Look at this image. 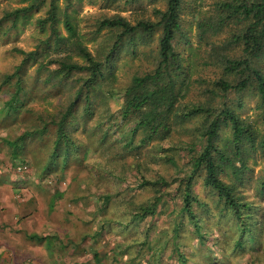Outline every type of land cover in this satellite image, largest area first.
<instances>
[{"label":"rangeland","instance_id":"1","mask_svg":"<svg viewBox=\"0 0 264 264\" xmlns=\"http://www.w3.org/2000/svg\"><path fill=\"white\" fill-rule=\"evenodd\" d=\"M214 1L183 2V36L178 38L176 48L184 58L186 69L193 66V79L212 81L220 76L219 64L206 52L210 49L207 43H221L227 33L223 31L218 36L206 35L201 39L196 26L198 14L200 17L210 14ZM25 5L23 0H0V18ZM57 5L58 34L67 36L66 12L78 27L87 50L96 56L107 55L115 41L114 31L104 29L96 33L100 20L121 16L131 24L141 19L155 22L153 11L163 10L165 1L58 0ZM48 9L49 0L34 9L30 17L19 19L15 24L11 19L0 23V192L6 202L4 207L0 204L4 214V219H0V264H264V192L258 193L256 181L264 172V150L258 148L248 153L250 173L239 185L238 192L252 204L247 223H252L253 235L252 238L244 235L240 241L242 246L234 249L238 222L217 208L216 194L201 179L196 181L194 193L206 206H193L199 233L186 215L179 214L180 198L176 192L184 175L179 167L186 162L185 148L192 140V130L198 124L196 119L172 121L169 139L162 145L170 151H162L157 141L137 147L141 134L127 146L124 136L132 123L122 122L116 113L120 100L109 97L111 111L104 115L102 98L94 92L90 95L92 114L87 115L83 108L77 107L75 117L65 126L72 140L71 145L62 147L68 149L67 153L60 149L57 156H51L56 138L54 125L48 126L41 135L32 134L22 142L19 140L17 147L8 145L21 135L22 138L23 133H33L35 126L40 128L43 122L55 120L80 86L76 81L81 73L68 81H46L54 69L47 62L56 55L53 41L46 42L50 30H42L37 21L47 17ZM159 36L160 31L156 30L149 39L136 41L135 47L126 45L115 53L106 68V74L111 73V79L114 77L111 84L114 89L125 88L133 76L155 68ZM17 50L35 52L40 57L23 64V56ZM237 52V48L231 47L228 53L235 56ZM73 60L82 63L78 56ZM259 64L264 69V61ZM20 65L18 75L26 96L20 99L19 112L7 113L3 106L13 93L14 81L4 85V77ZM40 65L44 68H39ZM191 101H204L197 86L181 102ZM230 103L242 119L263 129L259 99L252 91L231 96ZM109 114L113 117L109 118ZM222 133L223 138L230 135L227 129ZM21 144L22 153L14 157V149ZM167 155L175 159L178 168L165 161ZM221 177L226 182L232 180L226 173ZM159 178L170 185L163 191L168 196L157 214L123 230L120 224L133 222L134 210L156 194L144 182ZM7 217L12 218L10 223H6ZM149 228L148 242H145L144 232ZM175 229L178 236L173 243ZM32 235L45 239L31 240ZM147 246L155 251H148Z\"/></svg>","mask_w":264,"mask_h":264},{"label":"trees","instance_id":"2","mask_svg":"<svg viewBox=\"0 0 264 264\" xmlns=\"http://www.w3.org/2000/svg\"><path fill=\"white\" fill-rule=\"evenodd\" d=\"M23 1H26L27 5L5 13L0 18V23L11 19L15 24L19 19L30 17L34 9L47 0ZM57 1L49 0L47 17L37 21L42 30L45 28L50 30L51 35L46 42L53 41V53L55 52L56 55L47 62L48 65H53L54 69L50 71L46 81H68L74 74L81 73L76 81L80 86L73 99L54 118L55 120H51L50 123L43 122L40 128L35 126L33 133H23L25 135L22 138L21 135L18 137L20 139L10 141L8 145L12 148L17 147L19 140L22 142L23 138L31 137L32 134L41 135L48 126L54 125L56 138L51 156H57L60 149L67 153L68 149L62 147L71 145L72 140L65 126L75 117L77 107L83 108L87 115L92 114L94 109L90 95L94 92L97 93V97L102 98L105 111L101 112L104 115L111 111L108 106L109 97L120 100L116 113L122 122L132 123L124 136L127 146L132 144L136 135L141 134L142 138L137 147L157 141L161 143L162 151H170L162 145L169 139L172 121L186 122L188 119H196L198 124L192 130V140L185 148L186 162L179 167L173 157L165 156L167 163L184 170L176 192L180 198L179 214L186 215L195 231L199 230L197 213L194 212L193 206L195 204L199 208L206 206L194 193L195 183L201 179L203 185L216 194L217 208L219 207L222 212H228L238 222V237L234 249L240 248L242 246L240 241L244 235L252 238L253 225L247 223L252 204L244 200L238 188L250 173V168L247 166L248 153L256 152L258 148L264 150V127L260 130L254 127L253 122L242 119L232 107L230 97L252 91L259 99V108L264 120V69L259 66V63L264 61V0H215L212 2L210 14L201 17L198 14L196 26L201 39L206 35L218 36L223 31L227 33L221 43H207L210 48L206 51L209 58L215 59L221 69L220 76L212 81L193 79V66L189 65L186 69L184 58L177 51V40L183 36L181 12L184 0H164L165 8L153 11L155 22L141 19L131 24L121 16L103 18L98 24L96 33L104 29L114 31L115 41L107 55L96 56L87 50L78 27L73 25L66 12L64 28L67 36L58 34L55 26L59 13ZM128 1L134 3L137 0ZM156 30L160 31V36L155 68L151 72L133 76L130 84L125 88L114 89L111 86L114 77L111 79V73L106 74V68L115 53L126 45L135 47L136 41L149 39ZM231 47L238 49L235 56L228 53ZM17 52L23 56V64L30 60L36 61L40 57L35 52L25 53L21 50ZM75 56H78L82 63L75 62L73 60ZM209 62L205 64L208 65ZM21 67L22 65L11 75L4 77V85L14 81L13 93L3 106L4 112L21 110L20 99L26 96L18 75ZM39 68L44 66L40 65ZM193 86L198 87L199 95L204 101L182 103ZM111 90H113L112 94ZM16 103H19L18 106ZM240 104L238 103L239 106ZM109 115V118L113 117ZM39 118L40 116L37 120ZM223 129L229 130L230 135L223 138ZM21 147L22 144L19 146L20 150L14 149V157L22 153ZM223 173L230 175L231 182L222 179ZM256 181L257 191L262 194L264 172ZM169 185L170 183L164 178L145 181L144 186L153 188L156 194L134 210L136 211L132 213L134 223L120 224L122 229L135 227L138 223L154 217L168 196L167 192L163 191ZM174 231L173 243L178 236L177 230ZM149 232L150 228L144 232L145 242H148ZM29 239L43 241L45 238L32 235ZM147 247L148 251H155V248Z\"/></svg>","mask_w":264,"mask_h":264},{"label":"crops","instance_id":"3","mask_svg":"<svg viewBox=\"0 0 264 264\" xmlns=\"http://www.w3.org/2000/svg\"><path fill=\"white\" fill-rule=\"evenodd\" d=\"M1 193V195H2V197H0V204L3 206L6 202H5V198H4V196H3V194H2V192H0ZM4 207V206H3ZM1 208V210L3 211V209L4 208ZM12 213V212H11ZM14 214V213H13ZM4 214L0 211V219L1 220H3L4 219ZM13 217V216H12ZM12 218H10V219H8V217H7V220H6V223H10V220H11ZM0 224H2V223H0Z\"/></svg>","mask_w":264,"mask_h":264}]
</instances>
